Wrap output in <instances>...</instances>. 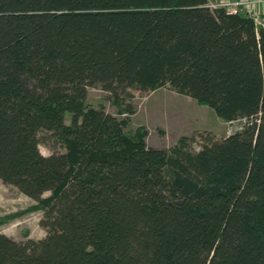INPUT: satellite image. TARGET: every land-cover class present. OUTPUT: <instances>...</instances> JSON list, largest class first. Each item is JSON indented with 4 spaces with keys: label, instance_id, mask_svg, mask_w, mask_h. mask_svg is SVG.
<instances>
[{
    "label": "trees",
    "instance_id": "1",
    "mask_svg": "<svg viewBox=\"0 0 264 264\" xmlns=\"http://www.w3.org/2000/svg\"><path fill=\"white\" fill-rule=\"evenodd\" d=\"M210 4L0 0V179L47 231L0 264H264V26ZM165 86L243 130L150 147L131 91Z\"/></svg>",
    "mask_w": 264,
    "mask_h": 264
},
{
    "label": "rangeland",
    "instance_id": "2",
    "mask_svg": "<svg viewBox=\"0 0 264 264\" xmlns=\"http://www.w3.org/2000/svg\"><path fill=\"white\" fill-rule=\"evenodd\" d=\"M132 103L136 113L129 117L127 132H135L144 127L147 143L150 147L173 149L183 137L196 138L182 147L183 151L197 152L201 148V136L211 133L217 138L228 137L241 132L245 119L227 122L210 107L198 103L195 99L181 94L169 86L161 87L151 93L131 91ZM88 105L103 107L107 112L117 115V108L110 100V94L100 87L89 88ZM122 118V116H120ZM70 124V118H66ZM43 155H50L53 150L45 144L40 145ZM58 152H64L59 147ZM47 192L44 196L48 197ZM44 210L38 202L20 193L17 188L6 185L0 179V233L15 240L29 238L43 239L47 231L40 225Z\"/></svg>",
    "mask_w": 264,
    "mask_h": 264
},
{
    "label": "built area",
    "instance_id": "3",
    "mask_svg": "<svg viewBox=\"0 0 264 264\" xmlns=\"http://www.w3.org/2000/svg\"><path fill=\"white\" fill-rule=\"evenodd\" d=\"M264 3V0H220L217 4H210L212 8H224L230 14H246L260 25L261 16L255 14L254 7Z\"/></svg>",
    "mask_w": 264,
    "mask_h": 264
},
{
    "label": "crops",
    "instance_id": "4",
    "mask_svg": "<svg viewBox=\"0 0 264 264\" xmlns=\"http://www.w3.org/2000/svg\"><path fill=\"white\" fill-rule=\"evenodd\" d=\"M219 2H220V0H210V3L211 4H217ZM254 12H255V14L261 16L260 25L261 26H264V3H261V4L256 5L254 7Z\"/></svg>",
    "mask_w": 264,
    "mask_h": 264
}]
</instances>
